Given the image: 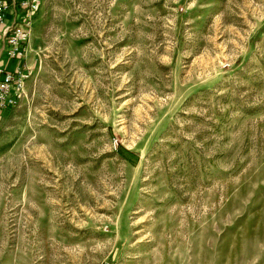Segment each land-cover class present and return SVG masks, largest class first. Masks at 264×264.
<instances>
[{"label": "rangeland", "instance_id": "374dc122", "mask_svg": "<svg viewBox=\"0 0 264 264\" xmlns=\"http://www.w3.org/2000/svg\"><path fill=\"white\" fill-rule=\"evenodd\" d=\"M38 2L0 264H264V0Z\"/></svg>", "mask_w": 264, "mask_h": 264}, {"label": "built area", "instance_id": "2783aa9c", "mask_svg": "<svg viewBox=\"0 0 264 264\" xmlns=\"http://www.w3.org/2000/svg\"><path fill=\"white\" fill-rule=\"evenodd\" d=\"M39 8L38 0H0V22L4 24L3 54L22 61L27 54L31 26ZM27 66L8 70L0 67V117L15 107L28 77Z\"/></svg>", "mask_w": 264, "mask_h": 264}, {"label": "crops", "instance_id": "0c3cea01", "mask_svg": "<svg viewBox=\"0 0 264 264\" xmlns=\"http://www.w3.org/2000/svg\"><path fill=\"white\" fill-rule=\"evenodd\" d=\"M27 55H26V57H27ZM3 57L5 58L4 54H3ZM4 58L1 60V66H4L5 68L11 69L12 67H14L16 65V60H10L11 61V65H10V64H8L9 60L5 61ZM27 60L28 59H26L25 62H26V65L29 66V63Z\"/></svg>", "mask_w": 264, "mask_h": 264}, {"label": "trees", "instance_id": "16d2710c", "mask_svg": "<svg viewBox=\"0 0 264 264\" xmlns=\"http://www.w3.org/2000/svg\"><path fill=\"white\" fill-rule=\"evenodd\" d=\"M119 150H121V151H122V153H124V150H123V148H122V147H119Z\"/></svg>", "mask_w": 264, "mask_h": 264}]
</instances>
